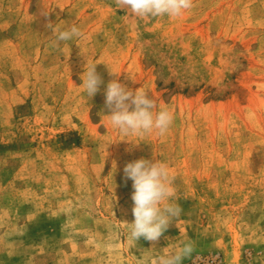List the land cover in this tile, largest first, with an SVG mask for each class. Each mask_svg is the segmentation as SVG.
Listing matches in <instances>:
<instances>
[{
    "label": "rangeland",
    "instance_id": "374dc122",
    "mask_svg": "<svg viewBox=\"0 0 264 264\" xmlns=\"http://www.w3.org/2000/svg\"><path fill=\"white\" fill-rule=\"evenodd\" d=\"M115 79L173 114L163 136L111 127ZM140 158L168 165L181 209L157 241L129 238ZM184 241L183 264H264V0L143 20L114 0H0V264H158Z\"/></svg>",
    "mask_w": 264,
    "mask_h": 264
},
{
    "label": "clouds",
    "instance_id": "9594fccd",
    "mask_svg": "<svg viewBox=\"0 0 264 264\" xmlns=\"http://www.w3.org/2000/svg\"><path fill=\"white\" fill-rule=\"evenodd\" d=\"M114 3L118 8L128 9L129 15L141 20L165 16L178 18L193 7V0H114ZM53 32L54 43L71 41L82 36L81 30L75 25ZM96 66L97 63H90L87 59L81 77L83 89L90 98L103 83ZM111 72L115 73L112 70ZM105 105L110 111L106 117L111 127L125 137H143L152 133L163 136L173 122V114L167 108L158 107L153 95L150 96L141 88L133 92L118 79L107 84ZM123 171L125 179L133 181L134 189L131 197L134 222L128 223L129 238L138 241L143 237L148 241H157L173 218L178 217L181 212L180 207L171 200L173 187L170 169L160 159L140 158L127 163ZM193 251V243L184 241L173 253L161 256L158 264H183Z\"/></svg>",
    "mask_w": 264,
    "mask_h": 264
}]
</instances>
